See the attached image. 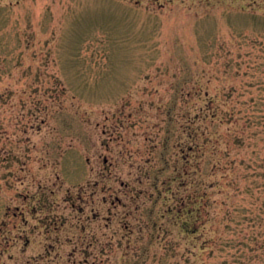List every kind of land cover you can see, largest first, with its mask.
<instances>
[{"label":"rangeland","instance_id":"1","mask_svg":"<svg viewBox=\"0 0 264 264\" xmlns=\"http://www.w3.org/2000/svg\"><path fill=\"white\" fill-rule=\"evenodd\" d=\"M0 264H264V0H0Z\"/></svg>","mask_w":264,"mask_h":264},{"label":"trees","instance_id":"2","mask_svg":"<svg viewBox=\"0 0 264 264\" xmlns=\"http://www.w3.org/2000/svg\"><path fill=\"white\" fill-rule=\"evenodd\" d=\"M211 101H214V100H211ZM214 109L217 110V107L215 106ZM217 117H219V115H217V113L214 111L213 112V116H212L211 119H209L207 116H205V119H207V121H209V120L212 121V119L217 118ZM222 120H223V118L221 119V121ZM204 136L207 139V142L206 143H204V144H198L197 143V144L191 145L189 147V152H187V157H188V154L189 153H190L189 155H192L193 156V158H191V159H189V160L186 161V164H187L186 167H188L190 170H192V172H194L195 169H198V168L200 169L201 168V166H200L199 163L201 161L202 154H205L206 153L205 151H207V149L210 147L209 146L210 144H211V147H213L212 150H217V148H218V142L220 141V138H221V135H218L217 132H215L213 130H209V129H207V131L205 130ZM211 136H214L215 141H217L216 144L215 143L214 144L212 143L213 142L212 141L213 139H212ZM194 159H197L199 161V163L198 162H194L193 161ZM216 167H217V165H216ZM185 170H187V168ZM191 187H195V184H194L193 179H191ZM196 191H198V190H195L194 189L191 192V194H190L191 197H190V199H189L188 202L190 203V205H189V207L191 208L190 212L193 213L194 211H198V214H200V205H201V202H202V205H203L204 210H205V207H206V203H204L205 202V192L203 193V195H201V194L193 195V194L196 193Z\"/></svg>","mask_w":264,"mask_h":264}]
</instances>
